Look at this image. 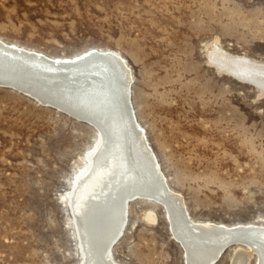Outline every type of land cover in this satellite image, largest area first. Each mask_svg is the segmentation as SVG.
<instances>
[{
    "label": "rangeland",
    "instance_id": "obj_1",
    "mask_svg": "<svg viewBox=\"0 0 264 264\" xmlns=\"http://www.w3.org/2000/svg\"><path fill=\"white\" fill-rule=\"evenodd\" d=\"M0 41L54 60L115 54L132 118L191 220L264 226V95L210 63L216 46L264 64V0H0ZM66 114L0 86V264L80 263L63 205L101 137ZM165 212L127 199L105 257L186 264Z\"/></svg>",
    "mask_w": 264,
    "mask_h": 264
},
{
    "label": "bare ground",
    "instance_id": "obj_2",
    "mask_svg": "<svg viewBox=\"0 0 264 264\" xmlns=\"http://www.w3.org/2000/svg\"><path fill=\"white\" fill-rule=\"evenodd\" d=\"M210 63L220 73L256 86L264 95V64L231 56L216 46L210 53ZM129 81L123 60L111 52L93 50L74 59L54 60L0 41V86L86 122L101 137L90 169L77 184L72 208L67 201L79 264L81 251L83 264H119L105 255L122 227L127 199L134 198L165 208L169 231L181 247L186 264H215L231 247V264H247L254 254L256 264H264V226L194 222L182 196L165 185L132 118ZM231 242L237 243L223 250ZM242 245L245 249L237 247Z\"/></svg>",
    "mask_w": 264,
    "mask_h": 264
},
{
    "label": "water",
    "instance_id": "obj_3",
    "mask_svg": "<svg viewBox=\"0 0 264 264\" xmlns=\"http://www.w3.org/2000/svg\"><path fill=\"white\" fill-rule=\"evenodd\" d=\"M64 113V112H63ZM66 114V113H65ZM67 115V114H66ZM70 117H72V116H70ZM73 118V117H72ZM75 119V118H74ZM77 120V119H76ZM84 123H86V122H84ZM87 124V123H86ZM63 207H64V209H65V213H66V215L68 216L69 215V212H68V210L66 209V207L63 205ZM70 226V225H69ZM70 235H71V239H72V241H73V244H74V247H75V253H76V256L78 257V253H77V249H76V243H75V240H74V236H73V231H72V229H71V226H70ZM235 243H237V242H231V243H229L223 250H225L226 248H228L230 245L232 246V245H234ZM217 261V260H216Z\"/></svg>",
    "mask_w": 264,
    "mask_h": 264
}]
</instances>
